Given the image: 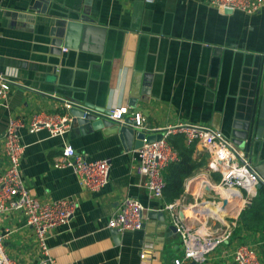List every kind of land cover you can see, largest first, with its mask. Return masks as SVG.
Returning a JSON list of instances; mask_svg holds the SVG:
<instances>
[{"label": "crops", "instance_id": "0c3cea01", "mask_svg": "<svg viewBox=\"0 0 264 264\" xmlns=\"http://www.w3.org/2000/svg\"><path fill=\"white\" fill-rule=\"evenodd\" d=\"M210 1L0 0V73L14 83L6 107L0 108V172L6 167L2 135L9 119L20 118L25 123L19 132L24 185L41 203L75 199L79 204L70 223L46 241L57 264H175L183 259V246L174 216L183 212L190 220L201 202L202 211L221 208L223 224L231 220L230 237L202 264H237L233 255L240 245L252 246L264 264V191L250 197L244 190L209 186L218 184L221 175L210 171L209 154L201 143L189 146L183 138L184 147H193L190 159L198 166L185 179L183 193L173 199L165 187L163 197L154 200L145 187L147 179L136 172L135 149L125 150L118 134L74 124L62 136L27 130L35 113L68 114L65 100L106 110L129 106L142 113L149 132L195 124L229 136L251 115L257 121L264 97V11L229 13ZM52 5L78 11L107 30L102 58L96 57L99 62L90 63L91 50L52 46L54 36L49 35L56 19L47 15ZM66 144L89 160L110 161L105 189L83 190L70 169L54 167ZM250 158L264 174V165ZM128 197L147 208L144 227L115 233L109 221ZM261 203L263 208L251 213ZM173 204L175 209H168ZM161 212L165 221L159 218ZM226 225L222 228L228 229ZM0 234H6L3 248L15 263L39 260L34 231L22 215H1ZM142 253L147 260H141Z\"/></svg>", "mask_w": 264, "mask_h": 264}, {"label": "built area", "instance_id": "2783aa9c", "mask_svg": "<svg viewBox=\"0 0 264 264\" xmlns=\"http://www.w3.org/2000/svg\"><path fill=\"white\" fill-rule=\"evenodd\" d=\"M210 5L221 11H239L247 15L264 11V0H211ZM12 85L14 83L5 74L0 73V108L6 107ZM64 106L68 114L63 116L42 112L33 114L27 124L28 132L33 134L45 129L52 137L65 135L71 131L74 121L69 111L73 107H82L90 114L107 118L121 126H129L148 134H163L161 140H145L141 148L133 151L136 172L140 177L147 179L145 187L149 197L154 200L163 197L166 187L165 170L179 159L178 153L169 142L172 133L183 135L189 146L201 143L207 149L210 171L221 175L218 184L209 186L229 192L244 190L250 197L256 196L260 184L264 186V178L255 169L249 154L211 127L179 124L149 132L142 113L132 112L129 106L114 107L108 109V113L74 101L65 100ZM24 126L25 123L20 118L9 119L2 135L6 167L0 172V216L22 215L25 225L34 231L37 241L40 258L34 264H57L49 255L46 241L58 228L70 223L78 212L79 204L75 199L41 203L24 185L19 173L20 159L24 152L19 132ZM54 167L70 169L82 189L92 193L101 192L110 182L109 160H89L87 156L77 153L71 144L64 145L61 155L54 162ZM202 204L201 202L194 206V217L188 221H181L179 214L174 216L183 246V259L176 260L175 264H188L192 261L204 263L208 255L231 235L228 229L219 228L216 224L210 225L209 219L202 218ZM175 207L174 204L169 205L168 209L173 210ZM146 213L147 208L141 201L128 197L121 202L118 211L111 217L108 228L120 234L142 230ZM5 237L6 234H0V264H17L3 248ZM233 257L237 264H262L250 245L237 247ZM140 258L142 261L147 260L143 253Z\"/></svg>", "mask_w": 264, "mask_h": 264}, {"label": "water", "instance_id": "95a60500", "mask_svg": "<svg viewBox=\"0 0 264 264\" xmlns=\"http://www.w3.org/2000/svg\"><path fill=\"white\" fill-rule=\"evenodd\" d=\"M43 1V0H40ZM49 2L47 6H49ZM48 11V10H47ZM232 12V11H227ZM47 15L54 17L55 27L53 31H50V37L54 36L53 40H50L52 46L62 50V48H71L74 50H91L93 52V58L90 63L99 62L96 57L102 58L104 50V41L106 38L107 30L103 27L95 25L91 19H86L80 12L64 11V9L56 7L55 5L50 6V11ZM57 26V27H56ZM89 40V41H88ZM83 43V44H82ZM89 43V44H88ZM90 43H95L91 46ZM84 44H87L83 46ZM57 51V50H56ZM58 52V51H57ZM86 107L90 105L85 104ZM101 112L108 113L106 109H100ZM70 116L73 117L74 125H78L85 129H104L110 130L114 134H118L121 141L123 142L124 148L127 151L139 149L146 142H154L162 139L163 134H148L139 129H133L129 126H121L114 123L113 121L99 117L88 113L82 107H73L69 111ZM223 134V133H222ZM224 135V134H223ZM226 138L232 140L240 149L244 150L249 156H253L257 162L264 165V97L261 102L260 113L258 120L256 116L251 115V119L247 122H242L240 126H236L234 131ZM258 173L264 178V174ZM264 186L260 184L258 190ZM152 216H157V212L153 211ZM159 218L165 221L166 215L164 212L159 214ZM181 221L185 220L183 212L179 214ZM175 228V227H174ZM117 233V231H114ZM188 264H199L192 261Z\"/></svg>", "mask_w": 264, "mask_h": 264}, {"label": "trees", "instance_id": "16d2710c", "mask_svg": "<svg viewBox=\"0 0 264 264\" xmlns=\"http://www.w3.org/2000/svg\"><path fill=\"white\" fill-rule=\"evenodd\" d=\"M183 138L184 136L181 134H177L174 137H169V142L172 145V147L175 149V151L178 153V161L171 164L168 167V174L164 177L165 178V182H166V190H171L173 193V199L174 198H178L184 190V181L187 177L191 176L192 173L198 168V166H195L191 159V153L193 152V147L192 148H186L183 146ZM264 187L262 189H260V192L264 191L263 190ZM169 192H166V195ZM169 196V195H168ZM258 200V199H257ZM259 208H263V204H259V205H254L250 211L251 213L254 212H258L257 208L258 206H260ZM246 215H247V211L244 212V214L242 215V221L245 223L246 222Z\"/></svg>", "mask_w": 264, "mask_h": 264}, {"label": "rangeland", "instance_id": "374dc122", "mask_svg": "<svg viewBox=\"0 0 264 264\" xmlns=\"http://www.w3.org/2000/svg\"><path fill=\"white\" fill-rule=\"evenodd\" d=\"M211 203L212 201H210V200H206V202L205 203ZM209 210L213 213V214H215V216L217 217V218H222V220H224V215L225 214H223V211H221L220 209H212V208H210V209H208V211H206V210H203L202 211V214H206V213H209ZM225 213V212H224ZM205 218H206V216H204ZM207 219H209V224L210 225H213V224H216L217 225V227H219V228H222L223 227V225H226V224H230V225H226L227 227H228V230L230 229L229 228V226L231 227V223H230V221L231 220H225V222H224V224H223V222L222 221H220V220H217V219H215V218H211V217H207ZM223 229V228H222Z\"/></svg>", "mask_w": 264, "mask_h": 264}, {"label": "bare ground", "instance_id": "6f19581e", "mask_svg": "<svg viewBox=\"0 0 264 264\" xmlns=\"http://www.w3.org/2000/svg\"><path fill=\"white\" fill-rule=\"evenodd\" d=\"M224 193H226V192H224ZM226 194H228L229 196L231 195V194L228 193V192H227ZM228 195H227V196H228ZM207 206H208V205H207ZM208 209H210V207L205 208L206 211H208ZM220 210L222 211L221 208H220ZM212 212H213V211H212ZM212 212L209 210V213H206L205 215L210 216V217L212 216V217H214V218H216V219H219V218H217V217L215 216V214H213ZM201 214H202V212H201ZM220 219H222V218H220ZM220 219H219V220H220Z\"/></svg>", "mask_w": 264, "mask_h": 264}]
</instances>
